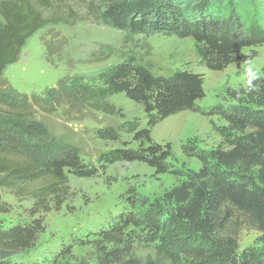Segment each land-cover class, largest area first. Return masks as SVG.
<instances>
[{
    "label": "rangeland",
    "instance_id": "374dc122",
    "mask_svg": "<svg viewBox=\"0 0 264 264\" xmlns=\"http://www.w3.org/2000/svg\"><path fill=\"white\" fill-rule=\"evenodd\" d=\"M11 3L30 5L48 25L27 41L17 63L4 72L0 106L10 102L19 106L31 95L47 105L52 106L53 100L57 103L49 113L29 109L30 102L25 105L34 113L33 119L43 124L46 137L29 139L12 125L7 130L34 155L64 159L74 149L79 168L64 169L66 187L44 197L45 208L39 212L36 197L46 180H37L36 172L34 176L15 174L8 188H0V231L42 222L35 246L12 257L11 263L97 264L99 252L109 248L97 233L123 218L128 223L122 239L131 252L138 258L152 255L157 241L147 224L151 220L150 225L155 223L159 229L164 225L163 194L199 170L200 156L221 145L223 139L216 129L227 127L224 115L236 108L235 93L251 79L264 78V0L219 1L225 32L236 39L246 35L249 45L218 70L208 68L190 38L127 32L88 14L83 3L75 0ZM3 25L0 17V28ZM126 62L146 67L157 76L189 71L203 79L204 97L192 111L158 121L150 130L151 144L167 157L161 169L145 162L106 163L102 159L116 150L146 156L144 150L151 144L145 145L136 133L147 129L150 118L140 105L124 95L112 96L106 103L114 113L107 114L75 97L70 99L78 89L101 88V76ZM104 131L112 132L115 139L99 138ZM68 248L70 254L62 258ZM236 256L264 264L259 235L241 232Z\"/></svg>",
    "mask_w": 264,
    "mask_h": 264
},
{
    "label": "trees",
    "instance_id": "16d2710c",
    "mask_svg": "<svg viewBox=\"0 0 264 264\" xmlns=\"http://www.w3.org/2000/svg\"><path fill=\"white\" fill-rule=\"evenodd\" d=\"M75 1L83 3L88 14L99 16L127 32L190 38L210 69L218 70L231 64L240 49L249 45L246 35L236 39L225 32L217 6L220 0ZM0 17L4 21L0 28L1 80L7 68L17 63L27 41L46 28L48 22L30 5L12 4L11 0H0ZM100 79L101 88L89 92L78 89L70 99L75 97L79 103L88 104L96 111L112 114L114 110L106 103L107 98L124 95L140 105L150 118L147 129L136 133V138L145 145L151 144L150 130L158 121L192 111L196 102L204 97L202 77L189 71L157 76L146 67L126 62L104 73ZM233 101L237 103L236 108L224 115L227 127L216 129L223 139L221 145L200 156L199 170L163 194L162 201L167 207L160 211L166 216L164 225L159 229L148 220L147 225L152 227L150 235L157 241L152 255L138 258L131 252L122 239L128 223V219L123 218L119 220L123 223L118 221L97 233L109 246L99 252L97 264H254L249 256L240 259L236 254L240 234L245 230L259 235L264 251V78L251 79L235 93ZM27 103L29 109L49 113L57 102L53 100L52 106L47 105L31 95L24 97V105L14 106L10 102L0 106V176L3 175L0 188H8L15 174L34 176L36 172L40 178L37 180H46L36 197L35 208L39 212L45 208L44 197L66 187L64 169H79L78 157L74 149H70L64 159H51L47 155L31 154L21 147L7 130L10 125L20 128L21 135L29 139L46 137L43 124L35 121L34 113L25 108ZM99 138L114 140L115 136L104 131L99 133ZM144 151L147 157L144 153L116 150L102 159L106 163L145 162L161 169L167 157L161 156L157 146L151 144ZM41 225V221H33L25 227L0 231V264H12V257L33 248ZM159 230L161 235H158ZM70 250L66 249L62 258H66Z\"/></svg>",
    "mask_w": 264,
    "mask_h": 264
}]
</instances>
